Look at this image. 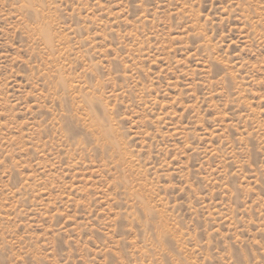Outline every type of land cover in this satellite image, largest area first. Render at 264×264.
Here are the masks:
<instances>
[{
    "label": "rangeland",
    "instance_id": "374dc122",
    "mask_svg": "<svg viewBox=\"0 0 264 264\" xmlns=\"http://www.w3.org/2000/svg\"><path fill=\"white\" fill-rule=\"evenodd\" d=\"M0 264H264V0H0Z\"/></svg>",
    "mask_w": 264,
    "mask_h": 264
}]
</instances>
